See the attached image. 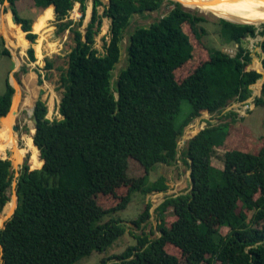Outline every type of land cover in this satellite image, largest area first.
Returning <instances> with one entry per match:
<instances>
[{"label":"trees","instance_id":"1","mask_svg":"<svg viewBox=\"0 0 264 264\" xmlns=\"http://www.w3.org/2000/svg\"><path fill=\"white\" fill-rule=\"evenodd\" d=\"M6 1L15 23L9 13L2 16L4 23L15 25L23 37L25 32L26 54L34 61L32 21L18 15L16 0ZM75 2L80 12L77 22L67 18ZM163 2L92 0L82 32L79 26L86 0H33L38 9L47 7L48 19L54 13L56 32L68 29L74 46L59 77L63 88L60 118L46 117L47 106L39 95L34 102L31 149L38 151L39 158L31 167L38 168L23 164L17 177L16 206L0 228V264H74L93 251H105L126 231L121 219L109 215L125 209L133 191L143 195L165 191L168 186L162 175L154 181L148 175L157 163L169 165L176 160L189 168L190 187L165 196L156 207L159 235L151 239L144 232L135 235L134 245L103 256L96 264H182L168 247L177 250L186 264H264V136L254 152L235 141L230 122L205 121L203 128L189 132L178 150V139L193 118L220 113L230 101L246 100L251 96L250 85L264 78L259 73L264 70V23L259 27L253 25L259 23L219 18V37L223 43L236 44L234 54L206 48L207 59L178 81L175 72L194 58L191 36L195 42L202 41L206 20L179 2L167 0L173 5L167 13L131 32L127 64L113 82L112 70L131 17L157 10ZM99 6L103 7L101 13ZM103 17L109 19V37L100 53L94 44ZM39 28L35 21L33 30ZM257 34L263 36L261 66L243 45L245 37ZM1 54L9 56L5 47ZM51 65L47 60L46 68ZM4 82L0 116L9 112L14 92L7 76ZM41 83L37 73V84ZM263 95L264 79L253 104H261ZM183 102L189 110L181 116ZM235 115L233 110L224 114ZM250 135L251 130L245 129L239 136ZM225 143L232 147L223 151V166L217 169L210 159L213 147ZM132 163L140 166L143 175L129 184L117 203L102 208L98 197L109 192ZM11 177V161L0 158V216L6 212ZM149 207L146 203L131 220L135 227L140 228L149 218ZM168 207L173 219L166 225ZM223 227L227 228L224 233Z\"/></svg>","mask_w":264,"mask_h":264},{"label":"rangeland","instance_id":"2","mask_svg":"<svg viewBox=\"0 0 264 264\" xmlns=\"http://www.w3.org/2000/svg\"><path fill=\"white\" fill-rule=\"evenodd\" d=\"M166 1L167 0H164L160 8L157 10L146 11L144 13H135L131 17L129 25L125 28L123 38L120 42L119 60L112 70L113 82H115V80L117 79L119 71L127 64L126 47L128 45V40L131 32L137 26H148L152 21L167 13L173 7V5L168 4ZM102 2L106 3L107 0H102ZM15 3V8L18 12V15L22 17H30V19L33 21L31 30L36 33L35 41L32 44L34 48L35 60L30 61L26 54V49L29 46V43L25 45V47L23 48V52L19 56H16L15 50L13 48L11 49L13 44V40L11 37L12 25H6L2 17L6 13H9L10 15L11 13L9 10V3L4 0L2 3H0V95L5 89L4 80L7 76L10 84L14 88V92L11 97L12 105L10 104L11 108L9 110V113L12 112L15 105L14 96L17 95L18 87H20L21 97H24L27 94L24 90L23 82L26 77H29L30 79H32L31 82L34 97L32 98L31 112L29 113L26 108L20 109L18 111V115L14 120V123L11 124V126H17L16 130H13V128L11 127V135H14L17 139L16 150L19 151L20 155L15 154V152L9 149L5 150V154L0 155L2 157L9 158V160L11 161L12 171L11 183L6 191V195L8 196V201L6 202V212L2 216H0V228L7 220V218H9L15 207V184L22 165L26 164L29 169L38 168L31 167L37 165L39 158L38 151L36 152L31 149V140L34 133V123L32 121V110L34 102L39 95V97L45 101V104L47 106L46 117L49 119L60 118V115L58 113V104L63 88L60 86L59 77L61 71L66 68L67 53L74 46L72 34L68 29L61 33L56 32L54 14L50 19H48V14L45 9L40 15L36 13H39L42 9L34 10V12H32L30 10L32 6L30 5L33 4V0H18ZM91 4L92 0H86L85 16L81 22V25L79 26V29L82 32H84V27L89 21ZM184 8L189 10L190 12L202 15L205 18L206 21L203 23V26L205 28L206 34L203 35L202 41L200 42H195V40L191 36V40L195 45V49L193 51L194 58L186 66H183L181 69H178L175 72V76L178 81H181L186 75L191 73L194 67L197 66L201 61L207 59L206 48H217L228 53L229 55H233L236 49L235 44L223 43L219 37V26L217 22L218 19L222 17H218L211 13H204L199 11L198 9L191 10L186 7ZM102 9V6L98 7L100 13ZM79 17L80 12L78 9V4L75 3L67 18L77 22ZM35 21L40 24V28L37 31L33 30V24ZM261 23H264V21L259 22V24L256 26L260 27ZM108 27L109 19L103 17L100 32L95 36L94 44L95 48L100 53L103 51V42L109 37ZM184 28L186 31H188L186 27ZM260 37V35H256L253 38L250 37L251 41H243V43H245L246 46L249 45L248 47L253 48L251 51L249 50L250 56L252 59H257L261 66V53L260 51H258V49H255V41H257ZM3 47L8 50L9 56L1 54V50ZM36 47H38V53H36ZM47 60L52 64L49 68H46ZM24 67H26V70L22 71L21 68ZM37 73H40L42 77V83L40 85L37 84ZM259 73L264 74L263 72ZM262 78L263 77L261 76L255 83L251 84L249 87L251 89V96L248 99L249 101L252 100V104L254 97L260 95V84ZM39 89H42L43 91L41 94H39L38 92ZM262 98L263 102L261 104H253V107L243 115L237 114L233 117L224 116V114L229 110L235 111V108L231 107V104L229 102L225 105L220 113H206L204 115L193 118L178 139V150H180L185 145L186 141L190 137L188 136L190 131L197 132L199 129L203 128L206 125L205 121H210L213 124L220 122H230L231 132L236 137L235 141L241 142L242 145L240 146H242L244 149L257 152L262 145V138L264 136V95ZM188 110V104L183 102L180 115L184 116L188 112ZM5 118H7V116L2 118L0 117V120L3 121ZM232 118L234 121L232 120ZM245 129H250L252 135L248 136L247 138H240L239 135H242ZM231 147L232 145L230 143H225L223 146L213 147V152L210 158L213 167L222 169L223 151L226 148ZM128 160L132 161L133 159L128 158ZM142 175L143 171L140 166L136 163H132L128 166L124 176L119 181L117 180L116 182H113L112 188L109 187L110 191L98 197L97 203L102 208L114 205L115 203H117V201H119V198L121 196L126 194L129 184L133 181H137ZM160 175L165 178V182L168 186L165 191L151 192L144 195L141 192L133 191L130 194V201L127 204L126 208L116 212L115 214L109 215L122 220L123 224L126 227L125 233L122 236L118 237L113 242V244L105 251L101 253L93 251L89 256H83L79 258L76 262H74V264H96L103 256L118 254L125 247L134 245L136 243L134 236L141 235L142 232L146 233L150 239L159 235L160 232L157 230L156 226L160 223V216L156 211V207L163 201L165 196L177 195L186 192L190 187L189 168L180 160H176L169 165L157 163L150 171L148 180L154 181ZM11 198H14V204L9 208L8 205ZM146 203L150 204V216L144 223L141 224L140 228H137L131 223V220L139 215ZM171 211L172 210L170 207H168L164 211L166 225L169 224L173 219ZM109 216L107 215L106 217H104V220H106ZM226 230V227L222 228L223 233ZM167 251L178 255L181 263L186 264L184 258L178 254L177 250L168 247Z\"/></svg>","mask_w":264,"mask_h":264},{"label":"bare ground","instance_id":"3","mask_svg":"<svg viewBox=\"0 0 264 264\" xmlns=\"http://www.w3.org/2000/svg\"><path fill=\"white\" fill-rule=\"evenodd\" d=\"M180 2L188 9H198L204 13H211L218 17L228 20H239L238 22L259 23L264 21V0H174ZM11 37L13 44L11 49L15 50L16 56L23 52L26 45L23 35L14 25L11 28ZM10 49V48H9ZM32 79L26 77L24 79V90L27 93L21 97L20 87L17 89V95L14 96L15 105L12 112H8L3 121L0 120V155L5 154V150L9 149L20 155L16 150L17 139L11 135V124L14 123L18 111L26 108L31 112L33 91ZM49 98V97H48ZM13 100V99H12ZM14 103V102H13ZM28 113V112H27ZM4 116V117H5ZM14 204V198L9 201V208ZM1 225V223H0Z\"/></svg>","mask_w":264,"mask_h":264},{"label":"crops","instance_id":"4","mask_svg":"<svg viewBox=\"0 0 264 264\" xmlns=\"http://www.w3.org/2000/svg\"><path fill=\"white\" fill-rule=\"evenodd\" d=\"M16 1H18V0H16ZM76 3V2H75ZM15 6H16V3H15ZM30 6H32L31 8H30V10L32 11V12H34V10H38V8L37 7H35V5H34V3L32 4V5H30ZM52 6V11H53V5H51ZM45 8H47V7H45ZM45 8H43L39 13H36V14H38V15H40L42 12H43V10L45 9ZM10 10V9H9ZM11 11V10H10ZM18 13V12H17ZM54 14V13H53ZM20 17H22V16H20ZM22 18H28V19H30V17H22ZM31 20V19H30ZM32 21V20H31ZM33 22V21H32ZM31 25H32V23H31ZM33 32V31H32ZM34 33V32H33ZM24 34H25V32H24ZM258 35V34H257ZM256 36V35H255ZM253 38V37H252ZM255 38H257V37H255ZM263 39V36H261L260 38H258V40L257 41H255V44H256V47H255V49H258V51H260V53H261V50H260V47H259V43H260V41ZM243 41H251V39H250V36H247V37H245L244 39H243ZM29 43V42H28ZM243 45L248 49V50H252L253 48L252 47H248V46H246L245 45V43H243ZM235 47H236V44H235ZM261 58H262V53H261ZM260 86H261V84H260ZM248 98H250V97H248ZM247 98V99H248ZM246 99V100H247ZM245 101V100H244ZM239 103L240 101H230V104L232 105V104H235V103ZM242 102V101H241ZM230 105V106H231ZM252 107H253V104H252Z\"/></svg>","mask_w":264,"mask_h":264},{"label":"built area","instance_id":"5","mask_svg":"<svg viewBox=\"0 0 264 264\" xmlns=\"http://www.w3.org/2000/svg\"><path fill=\"white\" fill-rule=\"evenodd\" d=\"M252 100L249 101V99L242 101V102H237L235 104H232L231 107L235 108V112L237 114L243 115L245 113H247L248 110H250L252 108Z\"/></svg>","mask_w":264,"mask_h":264},{"label":"water","instance_id":"6","mask_svg":"<svg viewBox=\"0 0 264 264\" xmlns=\"http://www.w3.org/2000/svg\"><path fill=\"white\" fill-rule=\"evenodd\" d=\"M109 0H107V2H108ZM174 1V0H173ZM180 3V2H179ZM181 4V3H180ZM182 5V4H181ZM183 6V5H182ZM184 7V6H183ZM10 13H11V18H12V21L15 23V15L12 13V11H10ZM227 20V19H226ZM228 21H231V20H228ZM231 22H236V23H245V22H237V21H231ZM250 24H253V23H250ZM253 25H255L256 26V24H253ZM262 54H263V52H262ZM263 69V68H262ZM259 72V71H258ZM263 73H264V70H263ZM263 79L264 78H262V81H261V84H262V82H263ZM260 88H261V86H260ZM9 109H10V107H9ZM9 111V110H8ZM7 111V112H8ZM7 114V113H6ZM5 114V115H6ZM5 115H2V116H0L1 118L2 117H4ZM32 121H33V123L35 124L36 123V118L34 117V116H32ZM12 128H13V130H16L17 129V126L16 125H12ZM34 130H35V128H34ZM0 158H6V157H2V156H0ZM42 164V163H41ZM14 195H15V198H16V193L14 192ZM15 206H16V204H15ZM15 208V207H14ZM14 210V209H13ZM12 213H13V211H12ZM11 213V214H12ZM4 225V224H3ZM3 225H2V227H3ZM1 227V228H2Z\"/></svg>","mask_w":264,"mask_h":264}]
</instances>
